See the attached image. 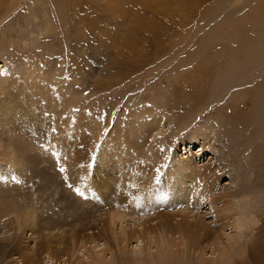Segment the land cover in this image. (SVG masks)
Segmentation results:
<instances>
[{
    "label": "rangeland",
    "instance_id": "obj_1",
    "mask_svg": "<svg viewBox=\"0 0 264 264\" xmlns=\"http://www.w3.org/2000/svg\"><path fill=\"white\" fill-rule=\"evenodd\" d=\"M0 119V153L10 144L37 159L14 156L26 168L17 180L0 155V172L11 169L0 178V264H25L21 253L29 264H86L83 248L71 256L72 241L90 232L107 241L86 245L107 264H218L227 235L207 241L221 200L200 198L199 170L219 172L211 197L233 193L230 204L250 218L226 264H264V0H0ZM107 137L128 161L100 165ZM145 155L152 181L180 191L175 199L167 188L154 209L118 201L128 186L120 171L134 174ZM25 209L32 227L14 221ZM122 209L135 214L117 250L101 224ZM164 219L208 234L197 243L173 234L180 245L164 256L131 238L139 223Z\"/></svg>",
    "mask_w": 264,
    "mask_h": 264
},
{
    "label": "bare ground",
    "instance_id": "obj_2",
    "mask_svg": "<svg viewBox=\"0 0 264 264\" xmlns=\"http://www.w3.org/2000/svg\"><path fill=\"white\" fill-rule=\"evenodd\" d=\"M0 124H1V122H0ZM3 124H4V122H3ZM69 130H71V129H69ZM118 143H119V146L122 145L116 139H111L110 137H107L105 139V141L103 142V144L100 145V150H99L100 151L99 152L100 155L98 156V160H100V165L101 166L103 165V167H104V164L105 163H109V161L111 159H115L119 163L120 162L121 163L122 162L125 163L124 162L125 160L128 161L127 159H129V158L127 157L126 153L124 154V153L119 152L118 150H116L117 147L115 146V144H118ZM46 145H47V143L45 144V146ZM202 149L203 148H201L200 151ZM3 150L4 151L2 153H0V155L3 156V157H7L8 162L12 166H16V168H15L16 172L15 171H12V172H13V177H15V179H17V180H18V177L23 176V173H24L23 170L26 169V168L22 169L23 167L22 168L19 167V166L22 165L21 161L13 159L14 156H17V157L19 156L22 159L25 156L26 158L28 157L31 160V162H37V159L35 158L36 154H34V155L30 154L28 152V149H23V151L18 152V151H15L10 144H8L5 147V149H3ZM18 150H21V149H18ZM116 151H118V153ZM11 156H13V157L11 158ZM149 159L151 160V158H149ZM149 159L145 155V157H143V160L138 162L137 166H134V169H133V173L134 174L129 172L130 174L127 175L125 173V171H120L121 172L120 175H122L123 176L122 179H124L123 182L125 181V184L127 183L128 186L122 185V183H121L122 188H121V190H119L120 192L118 193L119 194V196H118V201L119 202H126L125 200H127V199L129 200L131 198V196H134V197H136L137 200H139V201H136V203H135L137 206H138V204H143V203L147 202V203H149V205L152 206V209H154L156 204H160V203L164 202L165 198H167V188L170 189L172 187L174 189L173 198L176 199L179 196L180 191H179L178 187H175L174 185H172L171 187H168L163 182H162L161 186H159L158 182L154 183V181H152L153 178L154 177L155 178L158 177L159 174L157 175L155 170H152L151 165L148 163ZM187 163H189V162H184L183 161V162L179 163L177 165V167L175 168V171L176 172H180L181 169H184V168L186 169L187 166L189 165V164L187 165ZM106 165H108V164H106ZM127 166L128 165H126V167ZM101 168H100V171H102ZM135 169H136V171H135ZM10 170L11 169H8V174L0 172V178H1L2 181H4L6 175L10 174ZM199 171H200V175L203 176L201 180L203 181L202 184L204 186L203 189H201L202 191L199 193L200 196H201L200 198L203 199L204 202L207 201V202H210V203H212V202L218 203L221 200L220 207H218L216 209L217 210V214H219L218 215L219 217L217 218L216 225H215V227L217 228L216 231L218 233L215 236H213V238L208 240L207 242H211L210 244H213L214 240L215 241L216 240L221 241L222 240L221 239L222 235H227L226 236L227 237L226 242L222 243V247L220 249H217L218 250V254L220 256V259H221V261H218V264H226V260L229 258L231 252L234 251V247L238 246L237 240L243 235L242 234V230L245 228L244 227L245 221L247 219H250V218L248 216H246V219H244V215H242V212L235 211L237 209V206L235 204H230L231 202H233V201H231L232 198L234 197L233 193H230V192L226 193L225 192L222 196L218 195L219 197L218 196L211 197L213 195L212 192L214 191V187L216 186V181L220 177L219 176V172L212 171V170H211L212 172L211 171L210 172H208V171L206 172L205 170H199ZM106 175H107V173L104 172V173H102L100 175V177L103 178ZM33 176H34V174H33ZM6 182H8V181H6ZM100 185L103 186L102 188H100V196L103 197V200H105V195L107 193H109V192H112V190L111 191L109 190V191L105 192V190H104L105 182L104 181L100 182ZM112 188H113V186H112ZM107 189H110V188H107ZM156 192H158V194H157L158 196L157 197L155 196ZM145 197H147V199ZM158 197H161L160 201H158ZM144 198L146 199V201H143ZM132 201L133 200H131V202ZM131 202H129L128 204H132L133 203V202L132 203ZM193 203L195 204V202H193ZM132 205H134V203ZM195 205H198V204H195ZM22 213L24 215L23 218H20L21 214H18V213L14 214V221L16 222V224L22 225V226L25 224L26 226H24V227H27L28 225H31L29 227H32V225H34V224H32V223H34V218L32 216L31 210L30 209H27V210L25 209V210L22 211ZM133 214H135V212L124 210V209H122V210H114V211H109L108 210L107 214H106L107 215L106 219L101 224V228L103 229V234L105 235L106 233L110 232L111 241L114 244V246L117 248V250H120V247H122L121 243H123L125 245L128 243L129 233L127 232V229H126V224H125L126 221L125 220L128 217L130 219L133 216ZM20 219L23 220V221H20ZM21 222L24 223V224H19ZM116 222L119 223V225H120V227L118 229L119 232L116 231V228L114 229V226H115ZM139 225H140V223H139ZM139 225H136V227H137L136 231H132L131 238L132 239H136V241H138V242L140 241V239L142 241V239L145 238L146 241L148 242V244H146L147 248H149L150 245L155 242V244H156L155 251L160 256H164V251H165L166 248L169 249V247L170 248L172 246L173 247H177V246L180 245V242L175 243V239L172 238V236H174L176 234H177V237L174 236L176 238L181 239L184 236L187 239H189V241L193 239V241L196 242V243L199 240L203 239L204 236H206L208 234V231H206L204 225L199 224V223H192V222L190 223V222L186 221L185 219L183 221L181 220L180 222L176 223L175 225L172 224L170 219L169 220L168 219H164L163 221H160L159 225H153V226L152 225H147V226H145V225L142 224L141 227H138ZM226 225L233 226L234 230H238L236 232V238L234 237V234L232 236H230V235H228V233L227 234L225 233L224 228L226 227ZM90 233H91V235L87 234V233H84V234L81 235L82 237L79 238L77 241H74V242L72 241L73 245H72L71 256H73L76 251H80V248H83L81 251L88 252L87 258L89 257V260L86 261L87 262L86 264H107L105 262V259H104L105 255L100 253V250L99 251H96V249L92 250L93 247L98 246V243H99L100 240L102 241L103 244H105V246L107 244V241L102 239V238H100L101 235L99 237H95L96 235L94 236L93 232H90ZM105 236L107 237V239H110L108 235H105ZM169 237H171V238L169 239ZM92 242L94 243L92 248H89V247L86 246L89 243L91 244ZM12 245H13V243H12ZM102 248H99V249L102 250ZM14 249H16V248H14ZM143 249H144V244H142V246L140 245L138 251H140L141 253L145 252ZM19 250H20V247H19ZM123 251H126V250L123 249L122 251H120V253H122ZM201 252L204 253L203 248L201 249ZM130 253H132V252H130ZM191 253H192V256H193L196 252L194 250H192ZM259 253L260 252H258V253L254 252V254L256 255V258L258 260H261V255H259ZM21 254H20L21 255L20 259L23 258V261H24V262L23 261L22 262L25 263V264H29V262H30L32 257H30L29 255H27V256L23 255L24 253H21ZM77 254H79V253H77ZM133 254H136V249L133 250L132 255ZM148 256H149V254L147 255V257ZM110 258H111V256H110ZM263 261H264V258H263ZM32 262L30 264H32ZM147 262L149 264L150 260L147 261ZM58 263H65V262L59 261Z\"/></svg>",
    "mask_w": 264,
    "mask_h": 264
},
{
    "label": "snow or ice",
    "instance_id": "obj_3",
    "mask_svg": "<svg viewBox=\"0 0 264 264\" xmlns=\"http://www.w3.org/2000/svg\"><path fill=\"white\" fill-rule=\"evenodd\" d=\"M53 131L55 132L56 130L55 129H53ZM61 171H63V169H60Z\"/></svg>",
    "mask_w": 264,
    "mask_h": 264
}]
</instances>
